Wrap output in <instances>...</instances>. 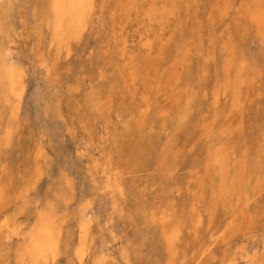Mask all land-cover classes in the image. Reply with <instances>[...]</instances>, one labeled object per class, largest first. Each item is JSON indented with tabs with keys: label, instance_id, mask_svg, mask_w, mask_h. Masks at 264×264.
Segmentation results:
<instances>
[{
	"label": "rangeland",
	"instance_id": "rangeland-1",
	"mask_svg": "<svg viewBox=\"0 0 264 264\" xmlns=\"http://www.w3.org/2000/svg\"><path fill=\"white\" fill-rule=\"evenodd\" d=\"M38 1L0 8L23 82L15 111L0 88V220L60 207L52 264H78L82 207L83 264H264V0H94L64 43ZM108 154L136 167L113 195Z\"/></svg>",
	"mask_w": 264,
	"mask_h": 264
},
{
	"label": "bare ground",
	"instance_id": "bare-ground-1",
	"mask_svg": "<svg viewBox=\"0 0 264 264\" xmlns=\"http://www.w3.org/2000/svg\"><path fill=\"white\" fill-rule=\"evenodd\" d=\"M11 1L14 0H0V8H2V4H6V8L8 6V10H10ZM93 3L94 0H39L37 2V9L45 17L44 22H46L47 26L52 28L53 40L64 43L70 38H74L73 40L78 38L81 31L86 28L91 17ZM4 30L0 13V35L6 33ZM22 83L21 72L18 67L9 63L6 49L0 39V88L4 101L12 105L14 104L11 107L13 111L16 110L21 98L23 91ZM118 154L121 155L120 153ZM113 155L108 154L106 166L103 170L105 180L103 190L106 195L120 192L124 177H128L126 169H133L135 167L134 160L131 157L126 155V160L124 158V161L119 160L121 163H118L115 161ZM113 161L115 163L114 168ZM4 207L3 193L0 190V219L1 211ZM23 207V202H21L20 211H22ZM59 209L60 207H57L55 204L48 203L41 211H38L34 215V220L30 223H18L14 217L0 220V264H52L55 259L60 257L63 254L61 248L63 246L64 229L67 223L63 216H61L62 214ZM85 211V207H82L79 211L80 218L76 220L77 234L72 249L73 257L78 264H83L87 257L88 249L94 248L96 244L95 239L90 237L89 222L82 217ZM150 220H152V217ZM176 231L177 233H175ZM176 231H174V234L169 233L170 235L168 236L167 234L166 236L165 241L168 249L172 248L175 241L179 238L177 235L179 231ZM5 232H8L11 238L17 240L18 245L14 248L13 259H10L7 254L8 248L6 249L5 240H3ZM105 262V256L96 257L92 260V264H104Z\"/></svg>",
	"mask_w": 264,
	"mask_h": 264
}]
</instances>
